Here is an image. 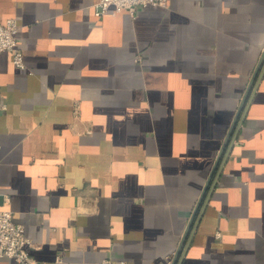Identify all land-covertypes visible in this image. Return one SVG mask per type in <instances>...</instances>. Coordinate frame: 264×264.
Masks as SVG:
<instances>
[{
  "label": "crops",
  "instance_id": "crops-1",
  "mask_svg": "<svg viewBox=\"0 0 264 264\" xmlns=\"http://www.w3.org/2000/svg\"><path fill=\"white\" fill-rule=\"evenodd\" d=\"M97 1L0 0L26 65L0 52V207L31 256L264 264V67L224 147L264 57V0L101 16Z\"/></svg>",
  "mask_w": 264,
  "mask_h": 264
},
{
  "label": "built area",
  "instance_id": "built-area-1",
  "mask_svg": "<svg viewBox=\"0 0 264 264\" xmlns=\"http://www.w3.org/2000/svg\"><path fill=\"white\" fill-rule=\"evenodd\" d=\"M158 4L168 6V0H98L95 3V14L101 16L109 11L118 13L123 9L134 13L140 6ZM19 24L16 17L0 21V52L9 51L13 63L25 68L24 55L19 47L17 33ZM7 109V103L0 97V111ZM31 239L25 233L22 223L16 222L13 212L0 207V256H9L20 264H40L30 254Z\"/></svg>",
  "mask_w": 264,
  "mask_h": 264
},
{
  "label": "water",
  "instance_id": "water-1",
  "mask_svg": "<svg viewBox=\"0 0 264 264\" xmlns=\"http://www.w3.org/2000/svg\"><path fill=\"white\" fill-rule=\"evenodd\" d=\"M264 56V55H263ZM263 67H264V57L262 58V60H261V62H260V65L258 66V68H257V70L255 71V74H254V76H253V78H252V82H251V85H250V87H249V89H248V91H247V93H246V95H245V97H244V100H243V102H242V105H241V107H240V109H239V111H238V113H237V115H236V118L234 119V121H233V124H232V128H231V131H230V133H229V135H228V137H227V140H226V143H225V145H224V147L227 145V143L229 144L230 143V141H231V139L233 138V135H234V133L236 134V132H237V130H238V128L240 127V125H241V118L239 119V117L241 116V112L243 111V109L247 106V104H248V102H249V99H250V97L252 96V94H253V91H254V87H255V83H257V81H258V79H259V77H260V75H261V73H262V69H263ZM224 149V148H223ZM218 162H219V160L217 161V164H218ZM212 176V175H211ZM210 182V181H209ZM210 183H208V185H207V187L205 188V191H204V193H203V195H202V197L200 198V201H199V203H198V205H197V208H196V211L198 210V208H200V212H199V215H198V217L196 218V211H195V213H194V215H193V217H192V219H191V225L190 226H192V224H193V227H192V229H195L196 228V226H197V224L199 223V220H200V218H201V215H202V212H203V210H204V208H205V206H206V204H207V201H208V198H209V195L211 194V191H212V189H213V186H214V181H213V183L210 185ZM209 186V187H208ZM209 188V189H208ZM206 193V197L204 198V194ZM195 218H196V220H195ZM189 226V229L191 228ZM188 229V230H189ZM190 233H191V231H190ZM189 233V234H190ZM187 235H188V233H187ZM186 235V236H187ZM189 236V235H188ZM180 249V248H179ZM179 252L180 251H178L177 252V254H176V256H175V258H174V260H173V262H172V264H177V261L179 260ZM180 261H178V263H179Z\"/></svg>",
  "mask_w": 264,
  "mask_h": 264
}]
</instances>
